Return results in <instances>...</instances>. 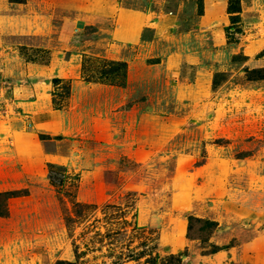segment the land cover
<instances>
[{"label": "rangeland", "instance_id": "obj_1", "mask_svg": "<svg viewBox=\"0 0 264 264\" xmlns=\"http://www.w3.org/2000/svg\"><path fill=\"white\" fill-rule=\"evenodd\" d=\"M116 1L149 14L142 46L116 42L114 17H96L63 51L53 32L76 11L0 0V193H17L0 217V264H212L204 221L216 207L231 208L229 227L264 221V165L252 158L264 147V0H239L228 32V0L205 24L202 0ZM116 62L124 76L104 74ZM213 148L230 160H211ZM48 163L66 169L61 191ZM177 179L193 199L175 206ZM181 233L191 247L159 245Z\"/></svg>", "mask_w": 264, "mask_h": 264}, {"label": "crops", "instance_id": "obj_2", "mask_svg": "<svg viewBox=\"0 0 264 264\" xmlns=\"http://www.w3.org/2000/svg\"><path fill=\"white\" fill-rule=\"evenodd\" d=\"M55 7L74 10L76 11V19L71 22H67L64 19H59L55 30L53 32V43L61 50H67L71 44V34L72 31L76 30L77 27L82 25H88L91 21L96 18H109L114 17V27L111 31V37L116 42L122 44L131 45H141L143 43V31L152 25L150 23L149 14L146 12H140L138 10L123 9L118 6L115 0H55ZM203 3V13L201 17V24H205L208 21H214L223 19V13L227 6V0H202ZM171 21L166 16L157 18V21L164 20ZM154 20V19H152ZM73 22V23H72ZM74 28V30H73ZM148 39L145 41L148 46ZM150 42V41H149ZM172 62H176L175 58L170 57L165 60L164 72L170 73L174 71L175 67L170 65ZM34 102L32 101H18L17 107L22 113H26L33 109L31 106ZM230 146V145H228ZM220 148L211 149V155L217 157H212L213 161H229L230 155L228 153V158L219 157ZM222 156H227L221 154ZM253 161L261 163L264 165V147L257 153L253 154ZM177 184L181 188V192L175 199V206L182 203L187 204L193 199L192 194L186 191L188 183L183 180H176ZM259 190L255 191V194H264V176L259 185ZM221 192H218L216 186L213 185L212 197L217 199ZM223 194H236L231 190L225 189ZM213 202H216L213 200ZM215 208V206H214ZM217 208V209H216ZM212 212L211 216L207 218L212 219L217 223V228L213 235L211 236V243L216 246L227 245L229 241L233 240V245L227 251H218L212 254V264H217L222 260L226 259L228 263L232 261L236 264H264V224L258 227V222H264L262 220L256 221L254 219V224L252 226L243 225L240 221L237 222V226L229 227L234 222V218L231 219L230 207L222 208L218 210L216 207ZM237 210V208H236ZM252 220V219H251ZM227 230V231H225ZM181 233L179 234H169L159 236V245L168 246L171 250H177L179 248L191 247V241L185 238ZM226 256H223L225 254ZM238 262V263H237Z\"/></svg>", "mask_w": 264, "mask_h": 264}, {"label": "trees", "instance_id": "obj_3", "mask_svg": "<svg viewBox=\"0 0 264 264\" xmlns=\"http://www.w3.org/2000/svg\"><path fill=\"white\" fill-rule=\"evenodd\" d=\"M9 1L10 2H21L22 0H9ZM233 1H235L234 4H233ZM227 12L231 15V26H227L224 28V30L226 32H228V30H230L239 21L238 16H234V14H238L240 12L239 0H228ZM112 65H117L118 68H116V69L111 68L110 70L105 71L104 74H108L111 76L112 73H118L119 74L120 70H122V74H123L122 76H124V72H123L125 70V64L124 63L116 62V63H112ZM83 71H86V70L83 69ZM53 82L58 83L59 79H54ZM53 104H54V101H53ZM44 138L46 139L47 136ZM46 179L48 180V182L52 186H54L55 188H58L61 191V189L64 187L66 180H68V175H67L65 167L57 165V164L48 163L47 164ZM14 194H17V193L16 192L15 193H13V192L0 193V217H4L7 215L5 200L9 197H12ZM191 219H193V218H191ZM197 221H200V220H197ZM204 223H205V226L211 230H215L217 227V223L213 222V221L212 222L204 221ZM187 237H188V235H187ZM228 247L229 246H221V247L213 246V249L210 252V254H214L220 250H226ZM156 257H158V256L157 255L155 256L154 261H151V262L148 261L146 263L158 264L156 261ZM55 264H76V262L57 261Z\"/></svg>", "mask_w": 264, "mask_h": 264}]
</instances>
